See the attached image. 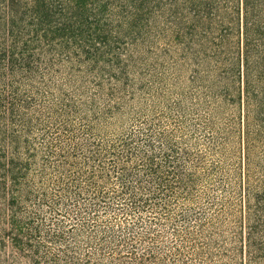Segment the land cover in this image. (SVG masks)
Here are the masks:
<instances>
[{"label":"trees","instance_id":"obj_1","mask_svg":"<svg viewBox=\"0 0 264 264\" xmlns=\"http://www.w3.org/2000/svg\"><path fill=\"white\" fill-rule=\"evenodd\" d=\"M176 4L0 0L1 263L264 264V0H181L212 66L170 127L128 66Z\"/></svg>","mask_w":264,"mask_h":264},{"label":"rangeland","instance_id":"obj_2","mask_svg":"<svg viewBox=\"0 0 264 264\" xmlns=\"http://www.w3.org/2000/svg\"><path fill=\"white\" fill-rule=\"evenodd\" d=\"M144 41L133 46L129 61L128 89L135 93V99H127L133 109L128 116L141 111L143 113L140 116L152 117L155 122L170 126L169 119L177 117L173 107L181 103V94L193 93L197 96L203 83L202 77H207L212 60L197 64L193 56L184 55L181 46V0L175 6H167L166 12L157 17L156 26ZM192 49V55L195 51H202L199 44L192 45ZM195 69L199 70L196 75ZM184 104L188 107L190 102L185 101ZM222 118H219L220 123ZM1 259L4 261L0 264H7L8 261L13 264H31L28 257L12 248L3 252Z\"/></svg>","mask_w":264,"mask_h":264}]
</instances>
